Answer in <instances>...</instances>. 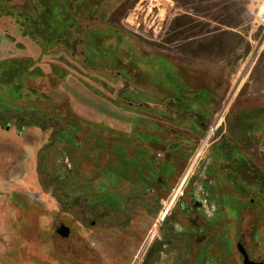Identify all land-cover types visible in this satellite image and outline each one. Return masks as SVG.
Segmentation results:
<instances>
[{
    "label": "flooded vegetation",
    "instance_id": "flooded-vegetation-1",
    "mask_svg": "<svg viewBox=\"0 0 264 264\" xmlns=\"http://www.w3.org/2000/svg\"><path fill=\"white\" fill-rule=\"evenodd\" d=\"M121 1L52 0V6L45 7L48 0H34L33 18L17 10L24 0H0V146L22 145L26 156L20 159L25 169L22 180L32 188L10 184L3 196L11 215L0 212V264H80L70 248L75 235L80 239L98 231L127 230L135 241L145 238L150 227L149 239L133 264H264V185L255 182L257 178L252 183L251 173L256 170L239 147L230 145L227 154L208 151L209 178L196 179L199 188L205 185L206 199L211 198L213 206L207 210L198 198L187 202L191 176H182L181 156L174 167L176 175H168L154 164L146 166L152 157L146 144L136 145L134 137H123L122 129L103 127L95 134L71 116L70 100L79 105L92 93L101 102L89 98L90 112L95 109L92 101L99 105L100 114L116 123L118 113L130 114L135 107L138 92L149 94L146 103L139 104L160 113L164 110L169 89L163 84H150L154 94L135 89L133 69L124 65L131 63L122 39L135 40L123 34L116 22L104 20L106 9ZM51 19L52 23L46 22ZM90 42L100 45L102 53L91 52ZM60 56L79 67L68 71L64 80L71 79L72 90L79 89L82 98L63 90L49 95L44 87L28 85L29 80L51 77V73L59 77ZM13 58L20 62L12 64ZM12 89L13 98L1 95ZM152 115L155 119L156 113ZM27 136L30 142L24 141ZM24 145L36 149L27 153ZM120 146L123 152L118 151ZM138 150L148 154L143 157ZM165 158L157 157L155 163ZM227 194L236 195L237 208L223 207ZM165 197L170 200L163 206ZM31 221L41 235L23 257L20 231ZM56 242L68 246L56 254ZM101 253L110 262L129 258L126 249L118 259Z\"/></svg>",
    "mask_w": 264,
    "mask_h": 264
},
{
    "label": "rangeland",
    "instance_id": "rangeland-1",
    "mask_svg": "<svg viewBox=\"0 0 264 264\" xmlns=\"http://www.w3.org/2000/svg\"><path fill=\"white\" fill-rule=\"evenodd\" d=\"M33 2L34 0H24L23 5H19L17 10L21 13H27L34 18L36 9L33 7ZM51 2L52 0H48L45 7L52 6ZM60 2H64V0H59V3ZM61 15L64 14L61 13ZM104 20L112 24L116 22L123 34L127 33L132 40H135L133 43V41L125 38L122 39L125 43L124 49L127 55H129L131 63L124 65L135 70V89L154 94L150 84L146 81V77L140 75V71H145V69H147L146 65L142 64V62L148 61L151 64L157 62L159 63V67L151 69H156V73L151 74V76H156V85L161 83L176 85L175 93L181 96L182 90L179 88V85H183L182 79L178 76V73L175 72L170 63L167 62L166 59H163L162 56L164 55L165 57L174 59L183 65L187 71L195 74L194 76H199L201 85L210 88L214 92V96L207 110H201V113H199L196 118L191 117V115L187 117L186 122L192 126V131L199 133V131H206L211 127L208 133V135H210L212 130L215 129L216 138L221 136L208 147V151L216 147V143L220 142L222 139L228 138L229 141L236 143V147L242 150L243 156L260 171L259 173L264 174V160L260 152V147L264 145V133L261 135L260 132L264 130H258L254 135L255 137L253 136L256 141L252 140L251 143H248L244 140L245 142L242 144L241 139L244 138V135L237 137L242 131L230 128V121L234 118L232 119L229 114L231 111L230 106L233 103L232 99L244 89L245 83L250 75L251 65L254 63L256 53L260 49L261 43L264 41V0H122L121 3H115L112 7L109 6L106 9ZM46 22L52 23V19ZM109 33L112 34V32ZM112 36L121 39L120 35L112 34ZM98 46L99 47H94L92 42H90L89 49L91 52L95 50L98 53H102V47L100 45ZM108 54H110V52ZM250 59L252 61L248 64ZM2 62L5 63L4 61ZM11 62L12 64H16L19 63L20 60L13 58ZM72 63V60L67 56H60L59 66L61 68L59 77L55 75L52 76L51 73V77L37 78L34 81L29 80L28 85L44 87V90L47 91L48 94L49 91L54 94L61 93L63 90L68 96H75L78 99L82 98L80 97L81 94L79 93V89L78 91L72 90L74 86L71 88V79L68 78V80H64L68 71L72 73V69H79V67H74L75 63ZM247 64L248 67H246ZM244 69H246L245 74L241 76ZM151 70H149L148 73ZM190 78L193 80L192 76L188 79ZM46 80H48V82H46ZM238 80H241V82L235 93L234 86ZM195 94L197 96L195 100H198L203 93L196 91ZM1 95L4 96L5 99L13 98L12 96L15 95V89ZM146 96H149V94L138 92L134 95V100L135 102L137 101L136 103L138 104L146 103L148 100ZM71 97L70 99H72ZM85 97V100H83L84 102L79 105L75 104L73 100H70L72 102L71 105L69 103L67 104L72 111L71 116H76L75 122L78 125L90 131H92L93 128V133L99 132V128L103 127H109L114 131L115 128L117 131L122 129L121 131L125 132L122 136L130 137V139L134 137L136 145H142L145 141L154 143L155 146L153 147L151 145L152 147L148 149V152L153 158L151 157L146 166L154 164L158 168H163L164 172L168 175H176L177 171L174 168L175 166H173V161H162L161 159L159 163H155V161L157 157L161 158L165 156L168 159L171 155L170 145L165 142L164 137H173V140H179L180 142L176 141V144L173 141L171 146L173 148L179 147V149L182 147V149H180L181 151H179L182 158H184L185 154L188 155V150L191 148L190 144H184L182 146V135H176L175 133L179 134L182 131L190 130L182 126H178L180 127L179 129H174L170 118H160H165V124L160 120H158V122L155 121L152 115L153 112L156 113L155 117L159 114L161 115V113L155 109L144 106L131 107L132 110L130 114L118 113L119 122L116 123L115 120L97 111L100 110L99 105L93 104L94 102H92L94 100L101 102L100 99L98 100L97 94H87ZM89 98H91V104L95 108L92 109V112L88 109ZM206 101H208V99ZM86 104H88V106ZM215 105V112L204 130L201 124L203 121L199 123V120H207L211 111L210 107ZM71 107L76 110V113ZM183 109L185 108L183 107ZM217 126L218 134L216 130ZM74 128L77 129L76 126H74ZM169 131L171 132L170 134L168 133ZM221 131L224 132L221 133ZM231 131H234V134H232L233 132ZM172 132L173 136L170 137ZM29 137L27 136V139L24 141L30 142L31 138ZM122 148L123 147L120 146L118 151L123 152ZM29 149H33V146L24 145V150H26L27 153ZM35 149L36 148L33 150ZM183 151L184 154H182ZM137 152H139V150ZM23 153L25 152L21 144L15 147L0 146V191H2V195H0V212L2 213V211L5 210L8 216L11 215V211L7 210L6 206L8 205L6 202H3V196L8 190V186L14 184L23 186L26 189H32L22 180L25 169L24 161H20V159L26 157H23L24 155L22 156ZM156 153H159L160 156L156 157ZM234 154L235 153L232 155L233 157ZM215 156V159L218 161L217 155ZM153 159L155 160L153 161ZM203 160L204 163L200 160L196 170L193 171L190 177L186 199L188 202L191 197L198 198L204 203L205 209L211 210L213 205L210 202L211 198L206 199L205 197V185H203V189H201L198 184H196V179H199L200 175H203V179L205 176L206 179L209 178L207 175L209 173L207 163L209 160L211 161L209 153ZM14 165L16 166L14 167ZM75 172L76 176H78L77 169ZM111 176L112 174L110 177ZM200 182H202V180H200ZM212 188L213 186H209L211 191ZM191 191L193 195L190 193ZM164 200L167 201V197H165ZM222 201L228 202L229 209H235L238 206L236 195H225ZM226 206L227 204L223 207L225 208ZM217 208H219V206H217L216 209ZM231 212L235 214V212ZM151 229L150 227L146 231L147 234ZM38 231L39 228L35 221H31L30 224L24 226L20 231L22 239L19 243V249L23 257L27 255L26 252L30 246L29 244H33L30 247H34L36 241L40 239L39 236L41 233ZM147 234L145 238H139L134 241L130 239L132 233H129L127 230L112 234L98 231L90 236L84 235L80 238L81 240L78 239V235H75L74 247L73 244L69 247L74 250V255H76V259L80 264H88V262H91V264H115L117 262L108 261L101 252L106 251L107 255L111 256V258L114 259L115 257L118 259L120 253L124 252L125 249L129 251L127 254L129 258L122 257L117 264H133L138 258L139 252L146 244L147 239H149L150 234ZM67 246V242H56V254L61 253ZM132 246L133 248H131ZM89 253L93 256H90ZM56 254L53 253L54 258ZM2 260L3 255L0 256V263Z\"/></svg>",
    "mask_w": 264,
    "mask_h": 264
},
{
    "label": "crops",
    "instance_id": "crops-1",
    "mask_svg": "<svg viewBox=\"0 0 264 264\" xmlns=\"http://www.w3.org/2000/svg\"><path fill=\"white\" fill-rule=\"evenodd\" d=\"M251 59L248 64L251 63ZM248 64L246 67H248ZM245 71L246 69H244L241 76H244ZM249 74V78L247 79L242 92L232 99L233 103L230 106L231 111L229 113L230 117L232 119L234 118L230 121V128H235L238 131H242L240 132L241 134L239 133L237 135V137H240V135H244L243 139L239 138L241 139L242 144H244L245 141L248 143H251L252 140L256 141L254 139V135L258 132V130H264V41L261 43V47L256 53V58L254 60V63H252L251 65ZM240 82L241 80H238V82L234 86L235 93L240 85ZM218 126L216 128H218ZM213 130L210 135H208L209 130L199 131V133H196L195 131L180 132V135H182V146L184 144H190L191 146L190 150H188V155L185 154L186 156L184 155L183 158V167L181 168V171L184 178H188L192 175L199 161L206 157L208 153V147L221 136L219 134L220 136L216 138V135L213 134ZM222 132L224 131H221V133ZM231 132H233L232 134H234V131ZM260 133L262 135L264 131ZM230 143L233 146H236L235 142L230 141ZM171 144L172 141L169 142V145ZM172 148L173 147L171 146L170 157L168 159L165 158L164 160H162V158L161 160L173 161V166L176 167L178 156H181V154H178L177 152L179 151L173 150ZM180 149H182V147H180ZM173 151L175 152L174 154ZM182 154H184V151L182 152ZM226 204L227 206L225 208L229 209L228 202L226 203L225 201H222L223 206Z\"/></svg>",
    "mask_w": 264,
    "mask_h": 264
},
{
    "label": "trees",
    "instance_id": "trees-1",
    "mask_svg": "<svg viewBox=\"0 0 264 264\" xmlns=\"http://www.w3.org/2000/svg\"><path fill=\"white\" fill-rule=\"evenodd\" d=\"M162 58L166 59V61L170 63V65L175 70V72L178 73V76L182 79L183 85H179V88L182 90L181 96H179V94L175 93L176 85H171V84L169 85L168 83H161L169 89L168 93L166 94V96H168L169 98L167 100H165V105L163 104L164 110L161 113V115L159 114L157 117H155L154 120L157 122H158V120H160L162 123H164L165 118L160 119L161 117L170 118L172 120L171 123L174 126V129H179L180 127H178V126H182L183 128H186L187 130L192 131V126L186 122L187 117L189 115H191V117L196 118L197 115L199 113H201V110L202 111L207 110L209 108L208 106L210 105V102L214 96V92L210 88L201 85V80H200L199 76H194L195 74L187 71V69L183 65H181L180 63H178L174 59L165 57L164 55L162 56ZM142 64H145L147 69H145V71L141 70L140 75H142V76L144 75L146 77V81L149 84H156L157 83L156 82V76H151L152 73H156V69H154V70H151V69L156 68V67L158 68L159 63L153 62L151 64L148 61H144V63L142 62ZM138 67H139V65H138ZM126 68H128V67H126ZM149 70H151V71L148 73ZM125 71H126L127 75L129 76V78L133 79V76L131 77L130 74L133 73L135 75V70H133L132 73L128 72L126 69H125ZM147 74H149V75H147ZM191 76H192L193 80H191V78L188 79ZM196 91H200L203 93L201 95V98L198 100H195L197 97L195 94ZM207 99H208V101H206ZM142 105L143 104L138 105L135 103V107H139V106L142 107ZM193 106H194V108H193ZM183 107L185 109H183ZM210 108H211V111L209 113V118L207 119L208 121L207 120H205V121L199 120V123L201 121H203V123H201V124H202L204 130L206 129V127L210 121L211 116L215 112L216 105L211 106ZM168 133L170 134L171 132L169 131ZM175 134L180 135V133L179 134L175 133ZM217 134H218V129H217ZM172 136H173V132L170 135V137H172ZM164 138H165V142L169 143L170 141H172V143H173V141H174V143L176 144L177 140L176 141H175V139L173 140L172 139L173 137L172 138L164 137ZM177 142H180V141L178 140ZM144 144H146L145 147L147 148V150L150 149V147L155 146L154 143H148L146 141ZM230 144L231 143L228 140V138H224L220 142L216 143V147H213V149H215L216 151H218V153L221 154L224 151L225 152L227 151V148L230 147ZM171 145H170V149H171ZM172 149L177 150V151H181V150H179V147L172 148ZM147 150L146 151L145 150L140 151L139 153H142L141 156L144 157L145 155L148 154ZM174 153L175 152L173 151V154ZM177 153L179 154V152H177ZM226 154H227V152H226ZM252 167L255 168L254 166H252ZM255 170L256 171L252 170V173H251L252 174L251 175L252 176V178H251L252 183H254L255 178H257L258 180H256L255 182L261 181V184L264 185V174L259 173L260 171L256 168H255ZM236 176H237V174H236Z\"/></svg>",
    "mask_w": 264,
    "mask_h": 264
},
{
    "label": "water",
    "instance_id": "water-1",
    "mask_svg": "<svg viewBox=\"0 0 264 264\" xmlns=\"http://www.w3.org/2000/svg\"><path fill=\"white\" fill-rule=\"evenodd\" d=\"M208 129H211V127H209ZM208 150H209V149H208ZM204 158H205V157H204ZM204 158H203V159H204ZM203 159H202V162L204 163V160H203ZM199 177H200L199 179H201V178H203V175H200ZM190 193L193 195V192H192V191H191ZM193 198H194V197H193ZM203 200H204V199H203ZM247 264H250V263H247Z\"/></svg>",
    "mask_w": 264,
    "mask_h": 264
},
{
    "label": "built area",
    "instance_id": "built-area-1",
    "mask_svg": "<svg viewBox=\"0 0 264 264\" xmlns=\"http://www.w3.org/2000/svg\"><path fill=\"white\" fill-rule=\"evenodd\" d=\"M260 152H261V154L263 156V160H264V145L260 148Z\"/></svg>",
    "mask_w": 264,
    "mask_h": 264
}]
</instances>
